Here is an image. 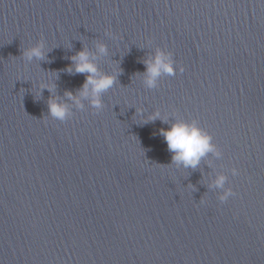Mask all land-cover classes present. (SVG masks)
<instances>
[{
  "label": "water",
  "instance_id": "obj_1",
  "mask_svg": "<svg viewBox=\"0 0 264 264\" xmlns=\"http://www.w3.org/2000/svg\"><path fill=\"white\" fill-rule=\"evenodd\" d=\"M178 121L211 137L195 168ZM0 264H264V0H0Z\"/></svg>",
  "mask_w": 264,
  "mask_h": 264
},
{
  "label": "clouds",
  "instance_id": "obj_2",
  "mask_svg": "<svg viewBox=\"0 0 264 264\" xmlns=\"http://www.w3.org/2000/svg\"><path fill=\"white\" fill-rule=\"evenodd\" d=\"M99 51L104 53L106 49L103 45H100ZM25 54L29 59L33 56L37 58L42 57V51L40 47L32 48ZM171 56V52L164 53L160 50H157L154 59L146 62V83L149 87L155 86L156 78L161 74V72L173 74L174 70ZM72 59L75 63V71L77 73L89 74L83 85L82 94L87 96L89 86L91 85L92 105L97 109L101 108L102 104L99 99V93L107 90L113 85L115 80L114 75H103L97 78V66L90 62L89 53L87 51H80ZM68 71H72V68L69 67ZM179 71H184L182 66L179 67ZM49 108L51 114L58 119L63 120L68 115L66 107L55 102L50 103ZM161 134L164 136V139L167 142L168 150L173 154V161L178 163L183 162L185 167L190 166L195 168L200 158L207 152L213 150V146L210 143V135L200 129L195 122L187 123L178 121L173 123L167 129H161ZM224 179L225 178L223 176L218 177L215 181L216 185L221 186L224 183ZM220 199L224 200V197H221Z\"/></svg>",
  "mask_w": 264,
  "mask_h": 264
}]
</instances>
